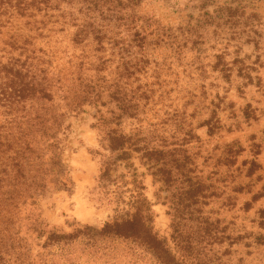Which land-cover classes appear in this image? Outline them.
I'll return each instance as SVG.
<instances>
[{
  "label": "rangeland",
  "instance_id": "1",
  "mask_svg": "<svg viewBox=\"0 0 264 264\" xmlns=\"http://www.w3.org/2000/svg\"><path fill=\"white\" fill-rule=\"evenodd\" d=\"M223 8L238 10L233 22L219 13ZM134 12L167 34L179 35L180 42L184 39L180 29H189L190 42L182 52L172 39L150 46L144 59L148 63L128 80L119 81L118 58L108 63L105 76L111 88L118 84L128 100L133 91L138 95L146 91L135 101V116L119 118L118 102L106 94L76 112L55 94V110L65 115L58 146L51 153L39 148L43 160L34 162L39 166L31 173L40 174L46 186L23 223L33 255L50 232L99 230L141 210L183 264H198V259L203 264H264V243H256V237L264 235L260 226L264 196L255 200L264 192V0H144ZM242 12L245 18L256 14L261 25L245 24ZM252 40L258 41V48ZM218 54H224L228 63L238 58L256 69L253 83L246 85L237 72L230 82L212 72L210 65ZM202 66L206 74L200 76L197 68ZM68 67L66 63L67 73ZM72 88L76 91V84ZM214 105L220 107L221 128L209 135L204 122L211 118ZM247 108L255 119H246ZM113 130L128 141L125 158L110 149L108 134ZM158 149L165 151L163 158L171 165H184L182 176L174 172L170 185L160 170L164 162L150 156ZM252 161L262 167L250 175ZM189 181L200 185L203 195L183 210L177 202L179 189ZM200 218L220 221L227 238L196 255L182 251L172 237L174 223L184 219L190 225ZM35 219L45 233L42 237L30 229ZM104 248L95 255L75 244L72 258L76 264H157L149 254L136 260L138 253L128 241L108 240Z\"/></svg>",
  "mask_w": 264,
  "mask_h": 264
},
{
  "label": "trees",
  "instance_id": "2",
  "mask_svg": "<svg viewBox=\"0 0 264 264\" xmlns=\"http://www.w3.org/2000/svg\"><path fill=\"white\" fill-rule=\"evenodd\" d=\"M143 1L0 0V137L6 140L0 142V264H76V259L72 258L75 244L96 255L105 252L106 241L115 239L130 242L138 253L136 260L149 254L157 264H183L141 210L127 219L108 222L99 230L86 227L72 234L50 232L36 255L32 253L29 239L23 235V223L29 220L25 214L37 205L38 192L46 186L40 174L31 173L39 166L34 162L43 160L41 150L38 152L40 147L51 153L58 146L56 139L65 117L55 110L58 107L55 94L68 101L66 107L75 112L81 110L85 102L100 101L106 94L118 102L119 118L135 116L138 107L135 101L146 95V91L140 95L133 91L128 100L127 92L118 84L111 88L105 76L108 63L118 58L119 81L128 80L143 70V63H148L144 59L150 46L167 39H172L179 52L188 46L186 31L189 29H180V37L184 38L180 42L179 35L167 34L166 30L138 16L134 9ZM219 13L233 22L238 10L223 8ZM245 15L242 12L240 16L247 20L245 24L261 25L256 14L247 18ZM252 41L256 47L259 45L258 41ZM215 60L210 68L219 73L222 80L230 82L235 72L246 85L255 80L252 72L256 69L244 60L237 58L228 63L224 54L215 55ZM76 67L78 70L74 72ZM197 70L200 76L206 74L205 66ZM75 73L76 77H72ZM75 84L76 91L72 88ZM219 108L214 105L211 118L204 122L209 135L221 128ZM245 116L246 119L256 118L250 109L245 111ZM116 134L114 130L108 134L110 149L125 158L128 141L124 135ZM164 155L165 151L159 149L150 154L164 162L160 170L165 183L170 185L175 180L174 172L182 176L181 166L184 165H171ZM261 167L252 161L248 172L253 175ZM179 191L177 202L183 210L197 204L203 195L201 186L191 181ZM263 196L264 192L255 195V200ZM250 209L247 203L245 210ZM260 226L264 227V211ZM39 227L38 220H33L30 229L42 237L45 233ZM224 232L220 221L200 218L187 225L184 219H179L174 223L172 237L182 251L196 252V255L225 240ZM256 243L263 244L264 235L257 236ZM198 264L203 263L198 259Z\"/></svg>",
  "mask_w": 264,
  "mask_h": 264
}]
</instances>
